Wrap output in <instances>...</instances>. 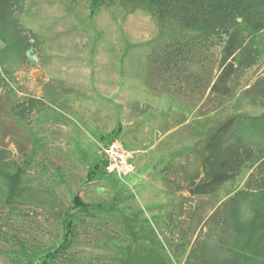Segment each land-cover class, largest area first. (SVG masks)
I'll return each mask as SVG.
<instances>
[{
  "label": "rangeland",
  "instance_id": "374dc122",
  "mask_svg": "<svg viewBox=\"0 0 264 264\" xmlns=\"http://www.w3.org/2000/svg\"><path fill=\"white\" fill-rule=\"evenodd\" d=\"M247 3L232 17L195 16L192 23L209 35L161 27L144 0L95 9L91 0H0V12L12 10L26 37L38 39L0 64V264H40L61 241L60 217L74 194L108 212L95 218L75 213V242L55 264H183L190 246L203 238L215 261L229 257L213 246L216 235L208 226L254 165L245 164L214 194L195 197L164 176L184 184L183 175L198 170L196 151L211 129L231 115L264 111V22H246L264 19V0ZM221 23L228 32L236 25L243 46L256 54L251 66L231 77L229 94L210 91L218 73L211 63L195 83L185 74L161 72L167 40L195 37L188 46L196 55L218 57L224 38L215 29ZM7 43L0 39V50ZM190 68L200 69L196 62ZM29 97L44 106L21 120L12 107ZM117 122L123 127L118 138L136 156L133 172L100 173L86 182L109 139L101 137ZM16 174L20 194L8 202L5 176ZM239 214L250 216L247 202Z\"/></svg>",
  "mask_w": 264,
  "mask_h": 264
},
{
  "label": "trees",
  "instance_id": "16d2710c",
  "mask_svg": "<svg viewBox=\"0 0 264 264\" xmlns=\"http://www.w3.org/2000/svg\"><path fill=\"white\" fill-rule=\"evenodd\" d=\"M132 1L134 0H91L92 9L101 4L126 5ZM144 1L153 7L161 27L165 28L175 24L181 29L192 28L199 30L200 34L208 33L210 35V31L197 29L198 27L192 23L195 16L199 14V20H207L209 12L215 14L224 12L228 17H232L239 10H245L249 0H226L222 3L217 0ZM12 13V10L10 12L6 10L5 13L0 12V39L8 42L0 50V64H4L5 56L14 53H19L22 56L31 44H38L36 35L32 33L27 37L31 36L34 40L32 43L28 42L23 28L12 16ZM259 20L257 22L246 20V22L250 26H256L264 22V19ZM208 24H211L209 26L211 28L214 21L208 22ZM216 28L215 30H222V33L219 34L221 40L224 38L218 57L207 61L205 55H196L188 46L195 37L167 40L159 62L161 72L185 74L186 78L195 83L204 76L203 70H205L206 64L210 65L211 63L217 66L218 73L209 83L210 91L223 95L229 94L228 82L231 77L237 73L241 66H251L256 54L251 46H243L241 31L236 25L230 27L229 32L222 23L216 25ZM195 62L200 68L198 71L190 68ZM3 72H5L4 69ZM0 85H4L1 76ZM262 89V93H264V87ZM43 106L44 103L41 100L29 97L17 102L12 107V113L19 119L25 120L34 109L43 108ZM121 132L122 124L117 122L114 129L108 135L102 136L101 139L118 138ZM0 152L2 153V151ZM196 154L198 170L192 174L183 175L184 184L179 183V180L170 179L168 175L164 176L167 182L174 184L176 190L185 189L190 197L214 194L221 185L234 180L245 164L254 165L255 172L251 171L248 174L242 189L237 190L224 201L222 213L216 215L213 224L208 226V231L216 235V240H212L213 246L227 252L229 257L224 258L220 263L215 261V255L213 256L215 253L209 252L210 247H207L206 244L208 241L203 238L190 246L183 264H264V111L253 117L238 114L227 117L209 131ZM168 167L174 168L173 170L177 168L175 165ZM100 173H105L102 159L88 168L85 181L92 180ZM5 178L9 181L6 200L10 202L12 201L10 198L20 194L18 191L20 179L18 174L12 177L5 176ZM242 202L249 204L250 216L247 219H241L239 214V206ZM105 212H108V208L103 205L84 202L78 194H74L70 201V207L60 217L63 228L61 241L55 249L45 254L40 264H55L58 259L64 256L63 254L71 249L76 237V225L73 221L75 213L83 217L95 218Z\"/></svg>",
  "mask_w": 264,
  "mask_h": 264
},
{
  "label": "built area",
  "instance_id": "2783aa9c",
  "mask_svg": "<svg viewBox=\"0 0 264 264\" xmlns=\"http://www.w3.org/2000/svg\"><path fill=\"white\" fill-rule=\"evenodd\" d=\"M101 156L107 175L123 177L134 170L135 153L119 138L110 139L104 143L101 147Z\"/></svg>",
  "mask_w": 264,
  "mask_h": 264
},
{
  "label": "crops",
  "instance_id": "0c3cea01",
  "mask_svg": "<svg viewBox=\"0 0 264 264\" xmlns=\"http://www.w3.org/2000/svg\"><path fill=\"white\" fill-rule=\"evenodd\" d=\"M122 129H123V127H122ZM135 159H136V156H135V158H134V165H135ZM105 175H107L106 173H104ZM110 176V175H109Z\"/></svg>",
  "mask_w": 264,
  "mask_h": 264
}]
</instances>
